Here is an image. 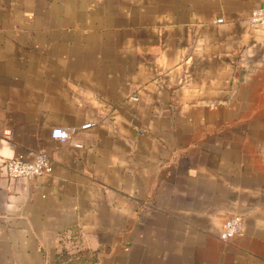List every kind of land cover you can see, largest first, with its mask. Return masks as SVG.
Instances as JSON below:
<instances>
[{
    "label": "crops",
    "instance_id": "crops-1",
    "mask_svg": "<svg viewBox=\"0 0 264 264\" xmlns=\"http://www.w3.org/2000/svg\"><path fill=\"white\" fill-rule=\"evenodd\" d=\"M263 4L0 0V264H264Z\"/></svg>",
    "mask_w": 264,
    "mask_h": 264
},
{
    "label": "built area",
    "instance_id": "built-area-1",
    "mask_svg": "<svg viewBox=\"0 0 264 264\" xmlns=\"http://www.w3.org/2000/svg\"><path fill=\"white\" fill-rule=\"evenodd\" d=\"M250 22L254 26H264V4L254 9L250 15ZM92 123L82 125V128H89ZM53 138L66 140L70 134L62 128H55L51 132ZM79 146V144H78ZM7 176L10 178H34L44 176L51 171V163L45 151H39L32 162L21 160L19 158H10L4 160ZM241 216H233L227 219L220 233V238L228 240L236 234L242 232Z\"/></svg>",
    "mask_w": 264,
    "mask_h": 264
}]
</instances>
